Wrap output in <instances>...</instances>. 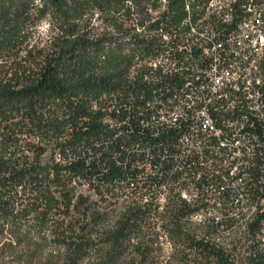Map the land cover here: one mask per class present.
Wrapping results in <instances>:
<instances>
[{
    "label": "trees",
    "instance_id": "trees-1",
    "mask_svg": "<svg viewBox=\"0 0 264 264\" xmlns=\"http://www.w3.org/2000/svg\"><path fill=\"white\" fill-rule=\"evenodd\" d=\"M162 4L0 0V260L264 264L262 214L245 230L230 219L197 223L196 206L174 194L159 206L153 181L129 189L134 146L156 141L137 111L181 81L145 78L146 63L173 50L132 26L183 19V0Z\"/></svg>",
    "mask_w": 264,
    "mask_h": 264
},
{
    "label": "built area",
    "instance_id": "built-area-1",
    "mask_svg": "<svg viewBox=\"0 0 264 264\" xmlns=\"http://www.w3.org/2000/svg\"><path fill=\"white\" fill-rule=\"evenodd\" d=\"M163 4L167 0H160ZM209 5L226 8V15L206 16ZM153 20L157 13H152ZM197 33L189 34L188 19L178 23V29H167L163 25L147 28L148 21L132 26L137 32L155 33L160 39H168L169 47L181 50V57L199 59V67L188 68L179 65V57L170 55V60L146 63L153 71L154 64H162V75L187 73V80L176 84L174 91L148 100L138 109L139 123L150 132L159 128H168L165 139L152 144L134 146L132 160L135 176L130 180L129 189L149 187L153 181L155 200L162 204L170 186L179 185L198 187V194L191 200H184L196 209H205L216 200L225 203V214L216 217L215 222L222 225L230 219V213L242 211L234 207L236 197H242V191L253 195V204L257 205V215L262 214L260 246L264 242V114H250V107H264V86L241 88L242 72L247 71L250 63L258 58L256 49H264V0H208L204 7L195 6ZM235 18H243V25H235ZM172 35L181 36V44L172 43ZM131 68L129 75H133ZM145 78H147V73ZM256 99H263V106H256ZM114 109V107H112ZM245 109L239 138H249V167L246 171L236 168L233 176L224 175L225 165L220 158L228 151H235V161L241 158L236 140L231 147L218 148L209 144V137L223 133L226 123H233V112ZM118 113V112H116ZM113 119L114 124L128 122V119ZM233 179L232 188H224V180ZM150 197L144 193V200ZM182 200V199H181ZM242 222V220H234ZM250 222V221H249ZM249 222H243V230ZM220 237L215 238L219 240Z\"/></svg>",
    "mask_w": 264,
    "mask_h": 264
},
{
    "label": "bare ground",
    "instance_id": "bare-ground-1",
    "mask_svg": "<svg viewBox=\"0 0 264 264\" xmlns=\"http://www.w3.org/2000/svg\"><path fill=\"white\" fill-rule=\"evenodd\" d=\"M208 0H183V9L185 15L182 20L188 19L189 34L197 33V16L194 15L195 6L204 7ZM195 2V4H193ZM162 8L165 6L162 5ZM226 15V8H220L219 5H209L206 8V16ZM235 25H243V18H235ZM171 29H178V24L171 26ZM161 44L173 50L174 57H179V65L181 67L196 68L199 67V59L181 57V50H175L169 47L168 39H160ZM173 44H181L180 35H172ZM167 54V53H166ZM256 56L250 63L247 71L242 72L241 88H257L264 86V49H256ZM159 60H170V55H159L151 59L147 63H155ZM162 64H154L152 73H147V79L155 81V74H160ZM180 82L187 80V73H180ZM174 91V87L167 93ZM256 106H263V99H256ZM118 112V109H116ZM250 114H264V107H250ZM245 117V109H237L233 112V123H226L223 127V133H218L217 136L209 137V144L216 145L218 148L231 147L232 140H236V147L240 148L241 158L235 161V151L226 152L220 158V165H225L224 175L233 176L236 168L238 171H246L249 167L250 155V140L249 138H239V131H234V128H241L242 118ZM110 125H115L113 119H106ZM155 140L165 139L168 135V128H159L158 132H150ZM152 137V136H151ZM233 179L224 180V188H232ZM170 192L178 193V198L182 200H191L198 194V187H186L179 190V185L170 186ZM165 194V201L167 199ZM244 201V209L242 211H234L230 213V220H242L236 222L233 227L237 226L243 230V222L251 221V218L257 213V205L253 204V195L249 191H242V197H236L234 207H241ZM225 214V203L223 200H216L213 205H209L205 209H196L189 215V219L197 223H205L209 220H215L216 217H223ZM222 227V225H220Z\"/></svg>",
    "mask_w": 264,
    "mask_h": 264
},
{
    "label": "rangeland",
    "instance_id": "rangeland-1",
    "mask_svg": "<svg viewBox=\"0 0 264 264\" xmlns=\"http://www.w3.org/2000/svg\"><path fill=\"white\" fill-rule=\"evenodd\" d=\"M45 26H46L45 23H42V24L39 26V30H40L42 33L45 32ZM164 245H167V243H165ZM3 260H4V259H1V260H0V264H15L14 262H4Z\"/></svg>",
    "mask_w": 264,
    "mask_h": 264
}]
</instances>
